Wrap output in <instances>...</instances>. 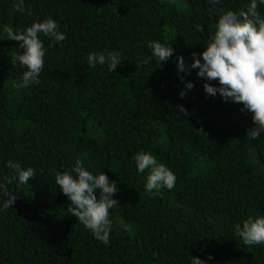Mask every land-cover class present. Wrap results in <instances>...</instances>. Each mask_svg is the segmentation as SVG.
Masks as SVG:
<instances>
[{
	"label": "trees",
	"instance_id": "1",
	"mask_svg": "<svg viewBox=\"0 0 264 264\" xmlns=\"http://www.w3.org/2000/svg\"><path fill=\"white\" fill-rule=\"evenodd\" d=\"M246 3L222 0L236 11ZM24 6L21 13L13 0H0V26L15 31L50 16L66 38L53 43L40 35L46 52L39 83L19 88L13 83L24 69L10 61L19 42L0 34V167L10 159L35 171L29 183L8 185L18 195L0 213V264H189V255L208 254L209 264H264V245L244 246L232 233L234 222L264 215V136L249 141L250 113L219 94L206 97L195 69L185 74L175 67L176 55L190 63L211 31L205 0H25ZM148 40L168 42L172 55L161 65L142 62ZM102 51L120 53L113 73L87 65V53ZM178 76L194 85L183 99ZM139 150L175 173L171 191L147 196L144 173L131 159ZM77 158L116 181L107 245L68 212L49 174Z\"/></svg>",
	"mask_w": 264,
	"mask_h": 264
},
{
	"label": "clouds",
	"instance_id": "2",
	"mask_svg": "<svg viewBox=\"0 0 264 264\" xmlns=\"http://www.w3.org/2000/svg\"><path fill=\"white\" fill-rule=\"evenodd\" d=\"M205 3L212 19L211 31L202 44V50L190 53V63H186L183 56L176 55V70L187 74L190 69H195L206 97L219 94L225 102L240 104V111L250 113L252 121L245 135L249 141L254 140L264 136V11H261L264 9V0H247L239 11L223 6L222 0H205ZM24 5L25 0H13V8L17 12L23 13ZM195 31L204 33L205 29L201 24H196ZM0 34L8 40L19 42L17 49L20 51L13 52L10 57L12 66L18 64L24 69L19 82L13 83V87L19 88L39 83L46 52L40 35L53 43L66 38V34L59 30L58 23L50 16L15 31L2 25ZM144 47L149 50V57L142 62L153 59L159 65L174 51L168 42L159 40H148ZM85 59L89 67L105 65L110 73L121 62L118 51L89 52ZM178 79L184 83V88L178 91V97L183 99L186 91L194 85L191 81H185L184 76H178ZM175 107L184 117L187 115L183 105L177 104ZM131 159L136 172L144 173L143 188L149 198L162 188L169 191L174 188L175 173L154 155L139 150ZM49 174L69 201L68 212L95 240L107 245L113 227L109 210L118 204V199L113 196L117 191L116 181H110L102 170L93 172L86 169L79 158L70 168L50 169ZM34 175L35 171L30 166L24 167L10 159L4 161L3 167H0V213L12 208L18 195L16 191H10L8 185L19 187L27 184ZM232 233L244 246L264 245V215L249 214L234 222ZM212 259L211 254L206 259L189 255V264H209Z\"/></svg>",
	"mask_w": 264,
	"mask_h": 264
}]
</instances>
